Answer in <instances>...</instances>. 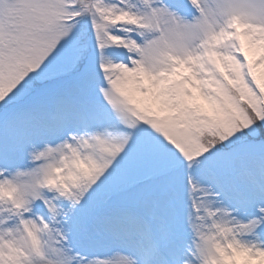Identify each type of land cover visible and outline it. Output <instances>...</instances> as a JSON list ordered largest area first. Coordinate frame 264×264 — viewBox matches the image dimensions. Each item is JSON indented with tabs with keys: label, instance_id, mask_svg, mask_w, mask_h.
<instances>
[{
	"label": "snow or ice",
	"instance_id": "obj_1",
	"mask_svg": "<svg viewBox=\"0 0 264 264\" xmlns=\"http://www.w3.org/2000/svg\"><path fill=\"white\" fill-rule=\"evenodd\" d=\"M0 264H264V0H0Z\"/></svg>",
	"mask_w": 264,
	"mask_h": 264
}]
</instances>
